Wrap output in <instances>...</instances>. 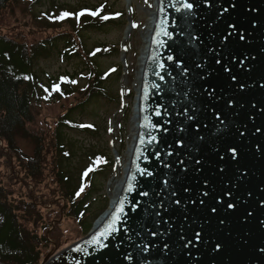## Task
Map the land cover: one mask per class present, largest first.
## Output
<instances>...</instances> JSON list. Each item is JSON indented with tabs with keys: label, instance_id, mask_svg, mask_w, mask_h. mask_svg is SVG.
<instances>
[{
	"label": "trees",
	"instance_id": "1",
	"mask_svg": "<svg viewBox=\"0 0 264 264\" xmlns=\"http://www.w3.org/2000/svg\"><path fill=\"white\" fill-rule=\"evenodd\" d=\"M39 5L40 0H0V264H42L55 247H66L69 227L85 237L104 209L96 200L107 168L99 165L78 178L68 164L72 151L66 133L78 128L73 120L77 109L106 96L104 85L111 75L94 70L85 91L61 84L63 95L53 90L52 82L44 87L47 103L73 102L58 115L43 117L35 64L60 41L66 43L67 57H100L87 51L85 36L117 21L89 15L76 19L78 11L50 23L35 13ZM20 140L32 144L31 155L19 146Z\"/></svg>",
	"mask_w": 264,
	"mask_h": 264
},
{
	"label": "snow or ice",
	"instance_id": "2",
	"mask_svg": "<svg viewBox=\"0 0 264 264\" xmlns=\"http://www.w3.org/2000/svg\"><path fill=\"white\" fill-rule=\"evenodd\" d=\"M207 8L213 14V24H209L211 29L209 38L217 45V47L208 46L205 49V53H210L207 59L201 63H197L195 67L200 69V72L196 74L197 83H194L193 88V101L191 105V115L188 114L187 109L183 113L188 121L197 123L199 118L204 115L199 105H204L206 108L211 107L216 113V120L219 125H223L224 128H229L230 125H235L232 134L228 136L222 128H217L220 135L217 136V140L220 142V147L213 149L214 159L211 167L208 164V158L204 157V143L206 137L200 135L199 130L192 132L191 125L186 128H180L182 133L187 132V137H173L172 143L168 144L172 151L166 153L167 156H172L175 152L176 160L174 164H165L166 168H170L173 171V179H165L163 181L166 188H168L167 194L157 201H152L149 205L148 212L150 221L147 224H140L138 229H133L129 224L124 232H132V235L127 236V240L132 241L133 235L137 237V241L131 244L135 254L139 256L149 250V245L156 247L153 237L171 239L170 233L173 231V223H170L172 218L179 212L183 223L180 224L176 230L180 235V241L182 250H186L188 255L191 256L193 249L189 245H195L197 241L201 243V248H197L196 251H202L203 245L207 243L205 240L206 228H210L209 223L212 220L216 221L217 234L215 236L216 242L211 244L210 250L216 255L221 257L227 250L229 241L231 240V233L225 237L223 235V228L221 226L226 225V221L229 217L232 218L235 225L241 229L236 242L241 248L252 247L256 254L260 257H264V231H261V227L264 226V220H260L258 217H254L251 209L255 191L251 187V181L249 179L250 171L248 165L244 163L246 158L250 155L253 159L259 156L260 160L264 162V68L260 70L259 78L256 79V69L251 67L243 72L237 71V64L234 62L238 60L241 66H243V57L247 59L244 53L239 51V41L244 40V32L249 27L255 29V24L258 22L260 28H264V18L262 16L253 15L257 11L255 4L245 5L243 0H206ZM194 5L193 3L185 2L182 4V8L191 12ZM101 9L91 11L88 9L82 10L76 13V19L81 16H99ZM177 12L181 11V8H176ZM70 12H63L60 14V19L72 16ZM120 15L119 13L116 14ZM102 20H108L109 16H100ZM167 21H161V31L165 36L169 33L164 31L162 25ZM137 27L136 24L132 25ZM220 36L217 40L216 36ZM160 32H157V36ZM157 43H161L159 40ZM96 51H100L97 49ZM95 53H93L94 55ZM172 56H168V60H172ZM255 60V57H252ZM251 63V61H250ZM217 65L219 67H217ZM161 69L164 68V64H160ZM186 70V69H185ZM115 71V69H112ZM163 79V76L160 77ZM24 79H30L25 76ZM65 83L75 84L77 81H69L67 77L60 78ZM249 79H256L257 89L262 93L261 99H247L250 93L253 92L252 85L248 83ZM217 81V83H213ZM158 87V85H153ZM53 90L60 92V85L54 84ZM47 92L48 90L45 89ZM63 95L62 92H60ZM187 95V93H186ZM45 99L48 96L44 97ZM222 106V107H221ZM222 109H228L232 113V118L229 124H225L227 118L226 113ZM156 115H160L157 111ZM224 117L225 119H222ZM147 120V117H145ZM144 127H150V124L143 125ZM79 127L91 128L93 125L81 124ZM207 128V125H204ZM193 137L196 139L194 140ZM157 141L156 136H151L148 140V144H152ZM250 141V142H249ZM141 144L145 143L143 137L140 140ZM193 144V147H189V144ZM173 144L177 147L173 148ZM196 153H199L197 155ZM65 155H68L65 153ZM157 153V157H158ZM139 159V157H137ZM99 162L106 163L102 158H98ZM179 169V171H177ZM93 171L89 168L84 176H87L89 172ZM136 172L140 175L151 177L152 171L147 169H141L139 166L136 168ZM209 173V174H205ZM136 175L133 174L127 183V187L124 189L127 193H133L135 191L134 181ZM179 181V182H177ZM261 183H264L262 181ZM261 194L259 201H255L257 209L260 213H264V188H257ZM76 193L77 196L83 192ZM141 196L147 197L148 191L141 190L138 193ZM159 196V193L156 194ZM125 197L124 199H118L114 211L110 213L109 218L103 223L102 227L91 237L87 242L90 245L97 246V250L100 251V260H103L109 253L103 250L109 248L107 241L115 234L121 232L119 225L127 223L128 217L125 212ZM180 206V207H177ZM138 205H134L132 211H136ZM229 210H231L229 212ZM193 212L197 215L193 216ZM139 216V213H137ZM122 218H124L122 220ZM256 219V231L260 233L258 241L254 242L252 237L247 235L243 229L248 228L251 232L252 229L248 227L252 220ZM199 223V230L193 227V224ZM167 227H164V226ZM162 229V230H161ZM204 233L205 235H202ZM124 244V240L121 239L115 244L116 251V264H123L119 260L120 246ZM164 249H169L168 243H163ZM170 250V249H169ZM77 251L86 252L84 248H78ZM204 255L208 253L204 252ZM133 252L126 251L125 259H133ZM183 259V258H182ZM98 264V262H97ZM183 264H188L185 260ZM196 264H201L199 260Z\"/></svg>",
	"mask_w": 264,
	"mask_h": 264
},
{
	"label": "water",
	"instance_id": "3",
	"mask_svg": "<svg viewBox=\"0 0 264 264\" xmlns=\"http://www.w3.org/2000/svg\"><path fill=\"white\" fill-rule=\"evenodd\" d=\"M184 2L185 0H155L153 11H146L148 15L153 16V21L149 30L147 29V38L144 39V42H147L146 56L141 63L139 77L137 78L138 86L135 97V102H137L135 112L137 114L134 117V120H137V132L130 150L127 167L124 168V175L116 187L115 196L111 200L109 209L96 220L86 237L56 255H49L42 264H97V262L98 264H116L117 250L114 246L121 239L124 240V244L119 249V260L123 264H183L185 260L188 264H196L197 260L201 264H264V257L258 256L252 247L241 248L237 244L236 238L241 229L235 225L231 217L227 219L225 226H221L225 237L231 233V240L224 254L221 257H216V259H212L216 254L212 253L209 247L216 242L217 228L215 220L209 222L211 227L206 228L207 234L202 233L207 241L203 245L202 251H196L197 248H201L199 241L194 246L189 245L193 249L191 256L188 255L186 250H182V242L180 241V235L182 234L176 231L183 223L179 212L170 221V223L174 222L173 231L170 233L171 239L168 237L162 239L153 237L156 247L149 245V250L139 256L135 254L134 249L131 247V244L136 242L138 238L133 235L132 241H129L127 236L132 235V232H124L129 224L132 225L133 229H138L140 224L149 223L148 212L152 210L149 209V205L154 200L158 202L167 194L169 189L165 187L163 181L173 179L174 174L172 169L166 168L164 165L174 164L176 157L175 152L172 156H167L166 153L173 150L168 147V144L172 143L173 137H187V132H180V128L188 129V126L191 125L190 131L199 130L200 135L206 137L205 142H199L198 140L196 142L205 144L203 155L208 158V164L211 167H214L212 164L214 159L213 149L220 147V142L216 139L220 135L217 128H222L228 136L232 134V130L235 128L234 124L230 125L229 128L219 125L216 120V113L211 107L206 108L204 105H199L204 115L199 118L197 123L188 121L183 114L187 109L188 114L191 115V105L194 99L193 85L198 82L196 74L200 72V69H197L195 65L211 55L205 53V49L209 45L217 47L213 40L209 38L211 29L208 25L212 24L215 27V24H213V14L207 8L206 0H187V2L194 5L191 12L182 8ZM243 3L245 5L255 4L257 11L253 15L264 18V0H243ZM177 7L181 8L180 12L176 11ZM161 21H167L162 27L164 31L169 33L168 36H165L161 31ZM132 25L133 21L129 18L127 37L131 32ZM157 32H160L159 36H157ZM213 35L216 36L217 40L220 39V36L215 33ZM244 36L245 39L239 41V51L244 53L247 59L240 57V59H243V66L240 65L238 60L234 62L237 64L238 72L255 67L257 70L255 75L258 79L260 70L264 68V28H260L257 22L255 29L249 27L244 32ZM157 40L161 43H157ZM168 56H172L173 59L168 60ZM252 57H255L254 61ZM160 64H164L163 69L159 67ZM217 67L219 66L217 65ZM161 76H163V79L160 78ZM256 79L248 80V83L252 85L253 92L249 94L247 99L257 100L262 98V93L256 91L258 87ZM260 82L264 83V81ZM213 83H217V81H213ZM153 85H158V87ZM222 110L227 115L226 119L224 117L222 119H225V124H229L232 113L228 109ZM157 111L160 112V115H156ZM145 117H147V120ZM145 124L151 126L144 127ZM204 125L208 127L205 128ZM151 136H156L157 141L148 144L147 142ZM141 137L145 141L143 144L140 142ZM193 139L196 138L193 137ZM193 146V144H189V147ZM175 147L177 145L173 144V148ZM157 153L159 154L158 157ZM196 154L199 155V153ZM244 163L248 165L251 187L255 191V196L251 198L253 200L251 204L253 215L260 220H264V213L258 211L255 203L261 198L257 188H264V183H261L264 181V162L260 160L259 156L253 159L249 155ZM137 166L152 171L153 176L140 175L136 172ZM133 174L136 175L134 181L135 191L127 193L124 189ZM141 190L148 191L149 195L147 197L139 195L138 193ZM157 193H159V196L156 195ZM125 197H127L125 199L127 223L122 222L119 225L121 232L107 241L109 248L103 251L109 254L103 260H100V251L97 250V246L90 245L87 242L109 218L118 199H124ZM134 205H138L136 211H132ZM137 213H139V216H137ZM192 215L195 216L197 213L193 212ZM256 223L257 220L253 219L248 226L252 229L251 232L248 231V228L243 229L247 235L252 237L254 242L258 241L260 235L256 231ZM193 227L199 230L200 224L195 223ZM261 231H264V226L261 227ZM165 241L168 243L170 250L163 248ZM78 248H84L86 252L77 251ZM126 251L133 252L134 258L131 260L125 259ZM204 252L208 255H204Z\"/></svg>",
	"mask_w": 264,
	"mask_h": 264
},
{
	"label": "rangeland",
	"instance_id": "4",
	"mask_svg": "<svg viewBox=\"0 0 264 264\" xmlns=\"http://www.w3.org/2000/svg\"><path fill=\"white\" fill-rule=\"evenodd\" d=\"M101 6L103 9L99 16H109V19H116L117 23L109 24L101 31L89 32L85 36L87 51L91 55L101 54L100 57L91 60L76 56L67 57L63 55L66 43L60 41L49 50L46 56L37 60L35 71L39 78L36 94L41 100L43 117L56 116L65 106L73 102L70 100L65 106L47 103L49 99L44 97H49V91L44 92L46 89L44 87L52 82L60 86L67 84L83 92L90 82L92 71H102L106 75H111L104 85L106 96L93 99L77 109L73 113V120L78 128L66 133L67 143L71 144L72 151L68 164L78 178L84 175L89 168L94 170L99 165H105L107 168L108 176L99 178L102 191L96 200L98 207L104 208L102 215L109 209L111 200L115 196V188L124 175L125 164L129 159L127 152L132 139L137 74L142 49L145 47L143 46L144 37L147 34L148 14L146 11L151 10L153 2L152 0H40V5L35 7V13L41 19L53 23L72 18L75 12L85 9L99 10ZM65 11L73 15L60 19V14ZM117 13L120 15L117 16ZM129 18L137 27H132L127 37ZM33 41L34 39L31 40ZM97 49L100 51H96ZM110 50H116V52L110 56L102 54ZM61 77L77 82L75 84L65 83L60 79ZM42 103L46 105L43 106ZM81 124H91L93 127L82 128L79 127ZM19 146L29 155L33 153V146L30 142L20 140ZM99 153L103 157L98 156ZM100 157L106 163L99 162ZM69 230L70 237L66 247L84 238L76 227L71 226Z\"/></svg>",
	"mask_w": 264,
	"mask_h": 264
},
{
	"label": "bare ground",
	"instance_id": "5",
	"mask_svg": "<svg viewBox=\"0 0 264 264\" xmlns=\"http://www.w3.org/2000/svg\"><path fill=\"white\" fill-rule=\"evenodd\" d=\"M152 2H153V6H154V3H155V0H152ZM151 11H153V7L151 8ZM152 21H153V16L151 15V14H149L148 15V22H147V29L149 30V28L151 27V25H152ZM147 35L148 34H146V36L144 37V38H147ZM143 46H145L143 49H142V55H141V58H140V63H139V70H138V77H139V71H140V68H141V63H142V61H143V59H144V57L146 56V47H147V42H144V44H143ZM137 86H138V83L136 84V88H137ZM137 102H135L134 103V108H133V119H132V129H131V134H132V139H131V144H130V146H129V148H128V152H127V155L129 156V154H130V150H131V148H132V145H133V143H134V137L136 136V132H137V128H136V122H137V120H134V117L136 116V114H137V112H135V104H136ZM125 167H127V164H125ZM121 181V179L118 181V183H117V186L119 185V182ZM116 186V185H115ZM115 190H116V188H115Z\"/></svg>",
	"mask_w": 264,
	"mask_h": 264
}]
</instances>
